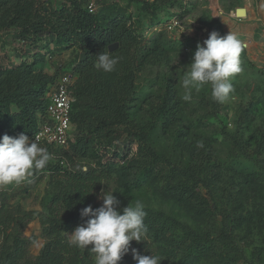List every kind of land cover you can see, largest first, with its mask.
Instances as JSON below:
<instances>
[{
	"label": "rangeland",
	"instance_id": "rangeland-1",
	"mask_svg": "<svg viewBox=\"0 0 264 264\" xmlns=\"http://www.w3.org/2000/svg\"><path fill=\"white\" fill-rule=\"evenodd\" d=\"M65 1L41 0V4L60 7ZM173 3L174 10L168 9ZM103 4L127 7L136 24H141L151 50L146 64L136 74L139 102L132 116L134 123L145 130L154 127L155 149L174 166H203L201 176L214 198L209 204L219 212L207 213L194 198L168 192L169 186L190 183L188 176L175 173L168 164H158L155 172L144 174L150 160L138 142L126 162L117 159L113 163L108 178L96 190L98 203L102 206L98 199L102 190L115 192L121 214L129 204L142 202L147 213V239L159 253L166 254L176 251L168 237H159L149 229L150 213L170 215L212 238H216L227 216L239 250L234 264H264V0H170L156 14L142 10L134 0H88L86 5H94L98 11ZM239 8L247 9L246 18L236 16ZM178 14L181 25L170 31L168 25ZM4 20L0 18V75H6V69L12 66L36 63L55 78L50 85L52 92L61 77L71 73L77 58L84 56L78 49L28 51L27 46L13 39L15 29L4 28ZM212 32L221 37L231 32L244 45L240 55L242 71L231 80L234 92L228 101L217 103L211 98L210 85H206L199 92L193 91L191 101L185 102L181 99L185 68L191 64L197 44L202 45ZM172 112L177 114L174 122L168 119ZM75 131L74 128L73 134ZM126 138L106 142L111 150L108 158L116 146L122 148ZM198 142L203 143L202 148L197 147ZM50 155L49 163L57 162L58 157ZM97 162L98 158L91 156L82 163L96 166ZM54 191L50 172L35 171L21 183L0 186V205L38 214L47 212ZM203 193L208 195V190L203 189ZM9 232L27 242L23 258H11V264H24L27 258L37 257L48 241L39 218L18 221ZM3 243L4 235L0 234V247ZM176 254L183 256L182 252ZM194 263L219 264L208 251ZM73 264L80 263L74 260Z\"/></svg>",
	"mask_w": 264,
	"mask_h": 264
},
{
	"label": "trees",
	"instance_id": "trees-1",
	"mask_svg": "<svg viewBox=\"0 0 264 264\" xmlns=\"http://www.w3.org/2000/svg\"><path fill=\"white\" fill-rule=\"evenodd\" d=\"M88 0H66L60 7L42 5L41 0H0V18L4 28L15 29L13 39L22 42L28 51L40 48L48 52L52 47L57 50L78 49L84 52L78 57L71 74L74 82L70 87L76 102L71 120L76 129L74 141L67 148L49 146L50 154L58 157L57 162L48 163L46 168L51 174L54 194L50 199L47 212H27L20 207L0 205V234L4 235L0 247V264H11L10 259H22L27 242L15 232L18 221H31L39 218L48 238L41 253L35 258H27L24 264H94L89 255V245L85 251L68 245L66 233L74 226H80L91 217H81L83 208L93 210L101 207L96 199V190L101 187L114 162H126L131 155L135 142L141 144L150 164L144 174L155 172L158 164H168L175 173L188 176L190 183L167 187V191L179 196H190L197 200L200 208L210 214L218 213L207 182L201 176L203 166L195 164L185 168L174 166L172 161L155 149V129L147 130L136 125L133 114L138 107L136 96V74L144 67L151 53L141 24H136L127 7L103 4L91 13ZM146 12L158 13L170 0H134ZM185 2L186 0H173ZM171 4L168 9L174 10ZM174 17L180 18L179 14ZM118 43V49L110 52L109 47ZM26 51L25 54H29ZM103 51L119 56L116 70L104 72L93 65L96 56ZM54 77L46 74L36 63H22L6 69L0 75V138L5 134L16 137L24 133L31 141L39 130L43 118L47 116L50 103V85ZM163 105L161 106L162 109ZM169 121H176L177 114L172 112ZM164 128L167 124L164 123ZM122 148L113 149L111 157L107 141H120L124 136ZM95 156L96 166L82 163ZM208 190V195L203 193ZM224 216L216 238L209 233L201 234L190 229L176 218L165 213H150L147 225L159 237H168L176 252L159 253L154 243L132 241L129 252L118 264H136L131 249L142 256L157 255L160 264H195L194 261L205 252H211L219 264H234L238 260V248ZM12 240L11 245H8Z\"/></svg>",
	"mask_w": 264,
	"mask_h": 264
},
{
	"label": "clouds",
	"instance_id": "clouds-1",
	"mask_svg": "<svg viewBox=\"0 0 264 264\" xmlns=\"http://www.w3.org/2000/svg\"><path fill=\"white\" fill-rule=\"evenodd\" d=\"M264 8V5H261ZM244 45L237 36L229 32L226 36H219L212 32L197 44L192 62L185 68L181 87V99L189 102L193 91L199 92L206 85H210L211 98L217 103L229 100L234 92L231 82L242 71L240 55ZM119 56L103 51L96 56L94 67L104 72L116 70ZM202 148L203 143L198 142ZM51 159V155L42 148L37 141L30 143L29 137L20 133L16 137L5 134L0 138V186L21 183L31 177L35 171L43 170ZM114 191L101 192L98 199L102 206L93 210L91 206L81 211V217H91L86 223L77 226L68 236L67 243L82 251L88 248L94 264H118L121 258L130 250L132 241L137 243L147 241L148 229L144 223L147 213L140 201L117 209L120 201ZM136 264H160L161 259L154 255L142 256L136 249H131Z\"/></svg>",
	"mask_w": 264,
	"mask_h": 264
},
{
	"label": "built area",
	"instance_id": "built-area-1",
	"mask_svg": "<svg viewBox=\"0 0 264 264\" xmlns=\"http://www.w3.org/2000/svg\"><path fill=\"white\" fill-rule=\"evenodd\" d=\"M88 9L91 13L96 10L94 5H89ZM180 25L181 20L174 17L168 29L173 31ZM74 79L71 73L63 75L55 89L49 94L50 103L47 116L41 121L39 130L30 143L36 140L40 146L67 148L74 141L71 115L76 99L70 90Z\"/></svg>",
	"mask_w": 264,
	"mask_h": 264
},
{
	"label": "water",
	"instance_id": "water-1",
	"mask_svg": "<svg viewBox=\"0 0 264 264\" xmlns=\"http://www.w3.org/2000/svg\"><path fill=\"white\" fill-rule=\"evenodd\" d=\"M236 16L238 18H246L247 17V9L246 8H239L236 10ZM118 43H115V44H112L110 47H109V51L110 52H113L115 50L118 49Z\"/></svg>",
	"mask_w": 264,
	"mask_h": 264
}]
</instances>
